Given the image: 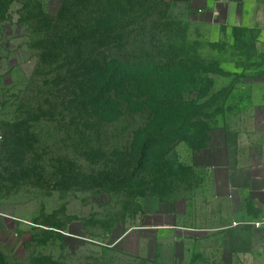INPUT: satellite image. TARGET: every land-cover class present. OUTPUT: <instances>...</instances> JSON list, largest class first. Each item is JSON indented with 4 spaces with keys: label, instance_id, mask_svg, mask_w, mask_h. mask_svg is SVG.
<instances>
[{
    "label": "rangeland",
    "instance_id": "374dc122",
    "mask_svg": "<svg viewBox=\"0 0 264 264\" xmlns=\"http://www.w3.org/2000/svg\"><path fill=\"white\" fill-rule=\"evenodd\" d=\"M3 1L0 264H145L129 231L195 196L211 133L245 112L225 70L253 46L186 24L177 0H66L64 18L63 0ZM63 25L83 31L70 46ZM111 75L121 115L90 117Z\"/></svg>",
    "mask_w": 264,
    "mask_h": 264
},
{
    "label": "crops",
    "instance_id": "0c3cea01",
    "mask_svg": "<svg viewBox=\"0 0 264 264\" xmlns=\"http://www.w3.org/2000/svg\"><path fill=\"white\" fill-rule=\"evenodd\" d=\"M177 4L186 24L225 33L227 45L253 46L241 67L224 74L237 98L229 104L245 112L211 133L195 196L172 211L148 214L147 223L129 231L133 251L144 240L154 252L145 264H264L261 233L233 225L264 216V0Z\"/></svg>",
    "mask_w": 264,
    "mask_h": 264
},
{
    "label": "trees",
    "instance_id": "16d2710c",
    "mask_svg": "<svg viewBox=\"0 0 264 264\" xmlns=\"http://www.w3.org/2000/svg\"><path fill=\"white\" fill-rule=\"evenodd\" d=\"M63 1L64 2L61 5L59 15L64 18L67 5L66 0ZM3 2V0H0V3ZM82 34L83 31L73 33L72 29H70L68 25H63L57 30L58 40L61 41L60 44L63 46H70V44H73L74 42L72 40L80 38ZM110 79L111 80L109 82L100 83L96 88H93L87 92V96L84 98V100L87 104L88 114L90 117H98L107 120L118 118L121 115V108L117 102L119 92L115 87L118 77L111 75ZM156 110L160 112L162 108H156ZM174 110V108H171L170 113H172ZM163 126H165V124Z\"/></svg>",
    "mask_w": 264,
    "mask_h": 264
},
{
    "label": "built area",
    "instance_id": "2783aa9c",
    "mask_svg": "<svg viewBox=\"0 0 264 264\" xmlns=\"http://www.w3.org/2000/svg\"><path fill=\"white\" fill-rule=\"evenodd\" d=\"M4 140L3 134L0 131V150H1V145ZM240 224L251 226L252 228L258 230L261 233L262 236V241L264 244V216L260 219L257 220H252V221H243V222H234V226H238Z\"/></svg>",
    "mask_w": 264,
    "mask_h": 264
}]
</instances>
